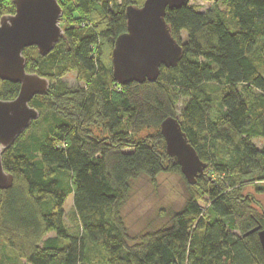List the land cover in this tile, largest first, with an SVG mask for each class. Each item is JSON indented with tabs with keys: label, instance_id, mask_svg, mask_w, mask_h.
I'll use <instances>...</instances> for the list:
<instances>
[{
	"label": "trees",
	"instance_id": "trees-1",
	"mask_svg": "<svg viewBox=\"0 0 264 264\" xmlns=\"http://www.w3.org/2000/svg\"><path fill=\"white\" fill-rule=\"evenodd\" d=\"M144 1L57 0L63 38L45 57L23 51L26 72L50 89L31 100L38 119L1 156L13 186L0 191V264H93L100 251L97 264H264L257 233L245 236L264 230V211L245 193L264 196V0L167 10L182 47L177 66L161 67L152 83L118 85L115 41L126 33V9ZM14 10L0 0V17ZM70 72L83 84L75 90L61 81ZM18 92L0 80V101ZM167 118L207 167L185 183L187 200L169 224L134 241L120 217L130 181L181 175L160 133ZM143 128L158 131L134 139Z\"/></svg>",
	"mask_w": 264,
	"mask_h": 264
},
{
	"label": "water",
	"instance_id": "water-1",
	"mask_svg": "<svg viewBox=\"0 0 264 264\" xmlns=\"http://www.w3.org/2000/svg\"><path fill=\"white\" fill-rule=\"evenodd\" d=\"M191 0H145L140 8L126 9V33L120 36L111 55L112 76L118 85L155 82L160 68H174L182 57V47L171 37L165 23L166 11L188 6ZM217 3L219 0H201ZM14 13L0 17V80L19 85L11 101H0V191L13 186V176L2 166V153L30 128L39 117L29 106L34 97L49 92L50 81L25 70L23 51L35 48L48 55L63 38L62 10L57 0H12ZM165 152L175 161L189 185L204 174L207 165L188 143L178 121L167 118L160 124ZM264 255V230L256 227Z\"/></svg>",
	"mask_w": 264,
	"mask_h": 264
},
{
	"label": "rangeland",
	"instance_id": "rangeland-1",
	"mask_svg": "<svg viewBox=\"0 0 264 264\" xmlns=\"http://www.w3.org/2000/svg\"><path fill=\"white\" fill-rule=\"evenodd\" d=\"M190 6H197L200 12L212 7V3L203 2L201 0H191ZM62 23L60 22V27ZM62 82L75 90L83 84L77 79L76 72L68 73ZM182 105L177 107L180 113ZM95 135L102 137L103 134L98 127H94ZM158 130L154 128L140 129L134 139H143L148 136L155 135ZM258 148L262 147L260 141H255ZM185 179L182 175L175 173H162L158 175L152 182L146 177H139L130 181L128 198L120 210V217L123 221L129 238L134 241L140 240L143 236L154 233L169 224L172 215L182 209L187 200V190ZM245 193L255 197L259 202L261 209L264 211V196H256L252 187H247ZM203 212L207 209V204H201ZM256 208V207H255ZM65 212V224L70 229L78 227V220L74 216L72 210V197L69 196L63 206ZM259 210V209H256ZM236 236L237 232H233ZM52 235H49L50 237ZM104 259L103 253L100 251L98 259L93 264H97Z\"/></svg>",
	"mask_w": 264,
	"mask_h": 264
}]
</instances>
